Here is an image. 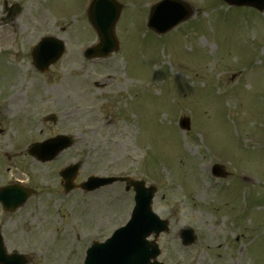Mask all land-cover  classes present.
<instances>
[{"label":"rangeland","instance_id":"obj_1","mask_svg":"<svg viewBox=\"0 0 264 264\" xmlns=\"http://www.w3.org/2000/svg\"><path fill=\"white\" fill-rule=\"evenodd\" d=\"M12 1L18 28L0 26V186L17 176L34 191L13 212L0 205L6 249L27 264H82L92 240L124 224L133 193L123 183L62 190L58 169L79 159L76 181L134 174L156 185L153 209L169 220L164 264H264V13L185 0L194 13L158 36L145 24L156 0H121L119 50L89 60V0ZM47 34L67 47L39 72L30 51ZM50 111L55 123L42 119ZM61 133L74 144L52 161L16 153ZM214 163L228 171L218 183ZM184 225L197 234L189 246Z\"/></svg>","mask_w":264,"mask_h":264},{"label":"water","instance_id":"obj_2","mask_svg":"<svg viewBox=\"0 0 264 264\" xmlns=\"http://www.w3.org/2000/svg\"><path fill=\"white\" fill-rule=\"evenodd\" d=\"M168 1L170 0H164L163 3L152 8L148 24L156 31L163 32L171 28L177 21L188 17L192 13L191 8L181 1H173L171 3ZM225 1L232 5H252L260 10H264V0ZM175 2L181 8L176 9L177 13L171 11L173 9L172 6H176ZM119 10L120 5L114 0H94L91 4L89 17L97 28L101 38V47L97 50V54L99 55L107 54L111 49H114L113 24L119 14ZM51 44L59 49L58 43L54 40L44 39L39 44L40 50L36 54L39 68H44V64H48L51 61L50 58L44 55V50ZM40 51L42 52L39 54ZM89 51L95 52L93 49ZM181 125L184 129L188 128L189 120L187 117L181 119ZM54 141L50 143L53 144V147L49 146L50 150H44L45 155L43 158L48 159L53 157L61 148L69 144V140L62 139L61 137L55 138ZM36 146L34 145V147ZM51 150L52 153H49ZM215 167L214 170L216 172L219 169L218 166ZM67 172L68 170H66L65 174ZM104 182L106 181L90 177L84 185L86 189H91ZM67 184H65L66 190L72 185L71 182ZM136 191L138 198L137 205L128 224L124 228L115 231L113 236L106 242H94L87 250L84 264H161L155 260L156 255L159 253L157 244L154 240H147L146 237L151 232H154L156 236L160 231L166 230V224L164 221L158 220L149 208L153 189L145 188L143 182H141L140 187L139 185L136 186ZM25 198L26 194L24 192L16 191L14 188L0 190V202L9 210L22 203ZM184 233H186L185 242L193 240L194 237L190 231ZM1 244L2 239L0 237V255L2 259L8 261L3 255L4 251Z\"/></svg>","mask_w":264,"mask_h":264}]
</instances>
